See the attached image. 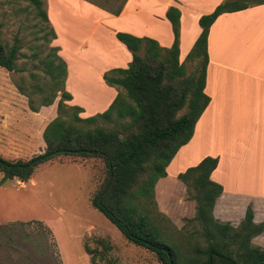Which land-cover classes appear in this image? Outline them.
<instances>
[{"label":"trees","instance_id":"obj_1","mask_svg":"<svg viewBox=\"0 0 264 264\" xmlns=\"http://www.w3.org/2000/svg\"><path fill=\"white\" fill-rule=\"evenodd\" d=\"M27 1L40 19L43 45L41 51L31 55L36 63L28 73V83L22 80L20 85L13 84L32 113L52 105L58 96L56 116L41 133L44 149L39 154L26 161L0 156V185L12 179L25 183L39 165L60 158H97L102 160L105 173L89 206L128 243L154 254L159 264H264V249L250 243L264 231V221L252 222L249 205L235 227L212 216L221 193L220 186L209 179L216 159L205 157L176 176L187 199L194 203L193 217L184 219L179 230L158 212L154 200L155 183L166 176L165 168L190 140L194 124L208 103L202 91L210 25L221 14L262 5L264 0H223L210 14L200 16V33L181 62L180 14L174 7L164 14L172 34L168 48L148 38L115 32L114 38L129 53L130 62L125 69L102 74V81L115 90V97L103 112L84 119L78 116L81 108L67 105L71 96L64 90L66 65L57 54L58 48L50 46L55 34L43 4L40 0ZM123 1L114 10L108 4L92 3L117 15ZM19 43L14 38L8 46L0 39V67L8 73L24 72L17 66L23 57ZM194 59L195 73L185 75L184 63ZM96 244L101 250L83 247L89 264H97L96 256L103 261L109 250L102 239Z\"/></svg>","mask_w":264,"mask_h":264},{"label":"crops","instance_id":"obj_2","mask_svg":"<svg viewBox=\"0 0 264 264\" xmlns=\"http://www.w3.org/2000/svg\"><path fill=\"white\" fill-rule=\"evenodd\" d=\"M222 1L124 0L119 13L112 15L83 0H47L45 13L55 34L51 44L66 65L64 90L71 96L67 105L81 108L78 116L84 119L103 112L115 97V90L101 76L110 69H125L130 62L115 32L148 38L168 48L172 34L164 14L174 7L180 14L181 62L200 33L198 18ZM206 55L202 92L208 103L190 140L165 168L166 176L155 183L154 200L157 191L168 185L183 186L176 178L179 172L205 157L214 158L216 167L209 179L220 186L221 193L212 208L213 218L235 227L249 205L252 222L258 224L264 221V4L216 17L208 29ZM94 87L93 97L88 88ZM85 88L89 97L84 95ZM47 123L39 134L43 149L41 133ZM183 204L191 206V215L185 219L192 218L194 203L184 200ZM250 243L264 249V231Z\"/></svg>","mask_w":264,"mask_h":264},{"label":"rangeland","instance_id":"obj_3","mask_svg":"<svg viewBox=\"0 0 264 264\" xmlns=\"http://www.w3.org/2000/svg\"><path fill=\"white\" fill-rule=\"evenodd\" d=\"M40 1L45 11L47 0ZM83 1L108 4L112 9L119 3L118 0L116 3H113L115 0ZM40 24L27 0H0V39L8 46L14 38L19 39V52L23 57L17 66L24 71H0V156L10 161H26L39 154L43 150L39 143L41 128L54 118L53 112L56 116L58 96L44 111L40 108L32 113L27 108L26 98L13 84L29 81L28 73L33 72L36 63L31 55L41 51L43 45ZM65 45L72 47L69 43ZM184 68L185 75L195 73L196 60L185 62ZM88 89L94 97L92 91L96 88ZM84 95H90L86 88ZM104 173L100 159L66 157L39 165L25 183L12 179L1 184L0 264H89L83 247L101 250L96 244L98 239H102L109 250L103 261L96 256L97 264L107 261L110 264H159L154 254L128 243L107 219L89 206ZM156 199L157 210L161 209L164 212L161 214L179 230L183 220L191 215V206L183 204L184 200L189 201L184 187L175 183L168 185L157 191ZM192 226L197 229L195 224Z\"/></svg>","mask_w":264,"mask_h":264}]
</instances>
